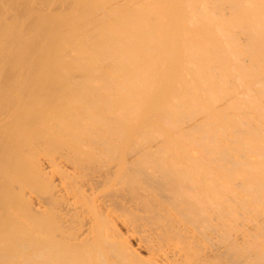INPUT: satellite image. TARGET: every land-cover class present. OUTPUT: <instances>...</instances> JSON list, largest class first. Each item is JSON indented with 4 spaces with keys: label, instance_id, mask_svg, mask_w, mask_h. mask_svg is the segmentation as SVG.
I'll return each mask as SVG.
<instances>
[{
    "label": "bare ground",
    "instance_id": "obj_1",
    "mask_svg": "<svg viewBox=\"0 0 264 264\" xmlns=\"http://www.w3.org/2000/svg\"><path fill=\"white\" fill-rule=\"evenodd\" d=\"M0 264H264V0H0Z\"/></svg>",
    "mask_w": 264,
    "mask_h": 264
}]
</instances>
